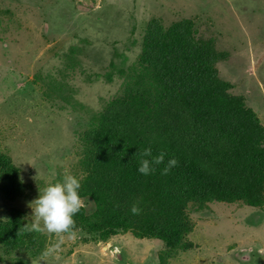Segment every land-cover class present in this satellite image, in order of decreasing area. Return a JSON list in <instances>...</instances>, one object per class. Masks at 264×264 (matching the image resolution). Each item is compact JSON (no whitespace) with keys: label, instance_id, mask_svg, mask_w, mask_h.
Segmentation results:
<instances>
[{"label":"rangeland","instance_id":"1","mask_svg":"<svg viewBox=\"0 0 264 264\" xmlns=\"http://www.w3.org/2000/svg\"><path fill=\"white\" fill-rule=\"evenodd\" d=\"M194 22L197 40L228 57L216 64L231 93L264 126V0H0V153L21 171L24 196L1 194L0 221L30 222V203L66 172L84 173V136L140 80L149 22ZM88 213L95 211L85 200ZM187 249L130 232L104 241L82 231L59 256L5 254L0 264H264V207L212 203L188 210Z\"/></svg>","mask_w":264,"mask_h":264},{"label":"trees","instance_id":"2","mask_svg":"<svg viewBox=\"0 0 264 264\" xmlns=\"http://www.w3.org/2000/svg\"><path fill=\"white\" fill-rule=\"evenodd\" d=\"M194 22L166 29L152 19L143 38L140 80L114 100L84 136L81 195L95 206L76 217L82 233L107 241L130 232L161 241L168 251L187 249L193 227L188 210L209 204L264 207V126L244 97L231 93L216 64L213 40H197ZM167 153L179 161L167 175L164 165L149 175L137 171L139 150ZM1 194L7 201L24 196L21 171L0 153ZM137 201L143 209L133 215ZM0 221V249L37 254L42 236L22 229L13 212Z\"/></svg>","mask_w":264,"mask_h":264},{"label":"clouds","instance_id":"3","mask_svg":"<svg viewBox=\"0 0 264 264\" xmlns=\"http://www.w3.org/2000/svg\"><path fill=\"white\" fill-rule=\"evenodd\" d=\"M139 156L137 171L144 176L153 174L160 165H164L161 174L167 175L179 163L175 158H170L165 163L167 153L161 151L158 155H153L150 146L139 150ZM85 176L86 174L76 175L66 172L62 179L47 183L43 190L39 191V197L30 203L29 207L32 209L30 222L21 230L47 234L55 238L42 250V258L59 256L67 242L79 238L82 229L77 225L76 217L85 207V200L81 195ZM142 211L139 201L131 207L133 215H140Z\"/></svg>","mask_w":264,"mask_h":264}]
</instances>
